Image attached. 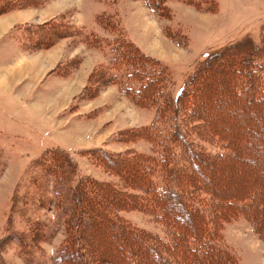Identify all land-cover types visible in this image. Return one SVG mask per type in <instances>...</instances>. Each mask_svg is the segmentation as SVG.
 Returning a JSON list of instances; mask_svg holds the SVG:
<instances>
[{"label": "trees", "instance_id": "1", "mask_svg": "<svg viewBox=\"0 0 264 264\" xmlns=\"http://www.w3.org/2000/svg\"><path fill=\"white\" fill-rule=\"evenodd\" d=\"M100 1L107 5L117 2ZM145 1L154 12H164L169 2ZM210 1L199 0L208 4L207 10L212 9ZM112 10L97 13L100 30L110 36L104 40L112 65L110 81L121 87L137 106L154 111L150 124L130 135V141L140 139L150 144V151H133L122 158L103 147L87 149L112 175L120 178L119 184L98 181L83 173L75 155L64 148L44 152L41 176L35 177L38 189L34 195L39 202L33 204L28 200L34 210L44 206L56 210L55 226L49 228L47 220L42 223L44 218L39 211L36 214L33 211L40 216L37 220L42 231L36 229V233L29 227L30 237L7 230L0 246L10 241L20 248L26 243L32 245L26 255L37 264L34 242L41 237L50 241L63 230L64 241L48 257L54 264H239L235 254L222 245L219 225L243 216L264 240V171L259 170L254 178L242 176L236 182L231 177V171L237 167L248 170L253 167L256 171V164L264 163V121L252 117V113L264 111V32L258 33L257 38L246 33L237 41L207 53L173 95L169 90L173 78L167 63L128 37L117 11ZM55 23L59 22L45 23L36 30H46ZM52 29L33 38L34 47L41 44L42 48H48L61 37L69 38L57 26ZM84 36L92 44L99 40L92 32ZM216 78L225 85L206 91L199 98L200 86ZM200 81L203 83L199 85ZM226 93L233 97L234 104L245 101L233 117L229 116L228 107L215 114H200L208 103L229 99ZM255 99L261 100L258 108L254 107ZM246 116L249 119L241 126L240 119ZM229 120L231 124L238 123L231 131L225 127ZM207 163L213 165L212 172L218 170L220 174L207 178L202 172ZM135 175L139 180L133 182ZM223 175L227 177L224 183ZM50 189L53 196L49 195ZM41 192L46 197L40 196ZM128 209L153 214L163 225V235L131 223L122 215ZM25 212L26 209L23 217ZM101 222L108 225L111 235L126 236L124 254L111 255L109 248L93 254L91 239L79 241L90 226H99ZM10 227L14 225L8 224L7 229Z\"/></svg>", "mask_w": 264, "mask_h": 264}, {"label": "rangeland", "instance_id": "2", "mask_svg": "<svg viewBox=\"0 0 264 264\" xmlns=\"http://www.w3.org/2000/svg\"><path fill=\"white\" fill-rule=\"evenodd\" d=\"M116 1L114 5H107L100 0H0V36L11 28L13 30L8 34V41H3V46H0V78L5 76L1 65H4L2 61L7 59L4 57L9 51L15 53L13 63L23 59L28 62L27 68L19 66L20 70L16 73L14 83L20 86L23 85V78L28 75H38L41 80L55 69L58 71L56 75L70 76L81 68L74 82L52 79L49 83L53 87L51 93L39 92L36 87L35 90L32 87L31 91L27 89V93L21 91L20 86L17 87L19 89L15 92L18 99L27 102L29 108L19 104L13 93H0V242L8 233L7 230L30 237V228L36 233V229L42 231L37 220L40 216L44 218L41 219L42 223L47 220L49 228L55 226L56 210L51 206L34 210L31 205L32 202H39L34 195L35 189H38L35 177L41 176L40 162H44L41 158L44 152L64 148L75 155L83 173L98 181L119 184L120 178L112 175L99 160L86 152L87 149L103 147L122 158L133 151H150V144L140 139L130 141V135L133 130L150 124L154 111L137 106L121 87L110 81L112 65L109 48L104 42L110 36L100 30L97 12L115 9L120 20L124 18L128 22L133 34L144 46L143 49L167 63L173 78L169 87L173 95L180 91L185 79L207 53L237 41L246 33L256 35L257 38L258 33L264 32V0H211V10L206 9V2L199 0H193L196 2L190 4L183 0H169L164 6V12H154L145 0ZM51 21L59 22L53 27L57 26L62 35L69 38L61 37L53 50L49 48L57 43L48 48H42L41 44L34 47L33 38L42 37L47 33L46 30H53V27L46 30L42 27L44 29L38 31L36 27ZM86 32L99 36L97 44L89 43L84 36ZM126 34L129 37V33ZM18 51L20 53L17 55ZM93 71L95 76L92 78ZM14 83L3 86V91L16 88ZM203 84L200 86L202 92L199 98L223 83L216 78ZM57 87L62 95H56ZM260 101L253 100L256 105L254 107L258 108ZM241 102L234 104L230 95L227 100L208 103L200 114H215L228 107L227 112L233 117L240 111V105L245 104V101ZM27 109L31 111L27 112ZM252 115L254 119L264 121V111ZM247 119L248 116L241 118L240 125L244 126ZM229 121L225 127L231 131V127L238 123L231 124ZM210 163L205 165L202 172L211 179L220 173L214 169L212 172L213 165ZM256 165V171L253 167L252 170H248V167L232 170V180L236 182L245 175L257 177L264 171V163L261 161ZM226 178L223 175L221 182L227 181ZM136 180H139L137 175L133 177V182ZM50 191L51 196L53 193ZM32 195L35 197L33 200ZM42 195L46 197L45 192H41ZM33 211L34 214L39 211L41 215L35 216ZM122 215L136 226L163 235V225L151 213L128 209ZM8 224L14 227L7 229ZM40 225L43 227L44 224ZM219 229L222 245L235 254L239 264H264V240L249 220L239 216L220 224ZM108 230L105 222L99 226H90L79 241L91 239L93 254H99L103 248H109L111 255L124 254L126 236L111 235ZM41 238L34 242L35 258H38L35 262L54 264L48 257L61 246L64 232L59 231L50 241ZM29 247L32 248V245L26 243L20 248L11 241L1 245L0 264H34L26 255L30 251ZM132 250L137 252L134 248Z\"/></svg>", "mask_w": 264, "mask_h": 264}, {"label": "crops", "instance_id": "3", "mask_svg": "<svg viewBox=\"0 0 264 264\" xmlns=\"http://www.w3.org/2000/svg\"><path fill=\"white\" fill-rule=\"evenodd\" d=\"M15 11L13 10L12 13H14ZM101 12V11H100ZM99 13V12H97ZM122 18V17H121ZM122 25L123 27L125 28V30L129 33L130 37L139 45L141 46L142 48H144V46L139 42V40L137 39V37L135 36V34H133V31L131 30V27L130 25L128 24V22L123 18L122 19ZM83 26V25H82ZM12 28L9 29L6 33H4L2 36H0V46H3V41H6L7 38L9 37L8 34L12 33ZM8 41V40H7ZM6 43V42H4ZM60 43V42H59ZM58 46V43L55 44L54 46H52L51 48H49V50H53L55 49L56 47ZM148 51V50H146ZM149 52V51H148ZM20 53V51H18L16 54L18 55ZM15 53L13 52H8V54L4 57V58H7L5 59V61H2V64L4 65H1V67H3L2 69V72L4 71V74L5 75L3 78H0V93L4 94V95H7V94H11L13 93L14 95H16V89H19L17 87H19L20 85H18L17 83H14V80H16V73H18V71L20 70L19 69V66L23 67L24 69L27 68V64L28 62H25L26 60H22V61H14V63L12 62V58H13V55ZM17 62V63H16ZM6 63V64H5ZM14 64V65H13ZM10 65V66H9ZM10 69V70H9ZM81 68H79V70H77L76 72H74L73 74H70V76H63V75H56L57 74V70L55 69L54 71H50L48 72V74L45 75V77H43L41 80L39 79L38 75H28V76H25L23 78V80L21 81V83H23V85H21L20 87V90L21 91H24V92H29L27 89H29L30 91L32 90V87H34L33 90H35L36 88L39 89V92L40 91H46V93H51L52 90H53V87L49 85V83L51 82L52 79H59V80H70V81H76V79L78 78V73L80 72ZM87 79V78H86ZM14 83V89H11V91L8 90V92H4L3 91V86H8L9 84L11 83ZM20 83V81H17ZM76 83V82H75ZM2 86V87H1ZM12 87V86H11ZM36 87V88H35ZM26 88V89H25ZM23 89V90H22ZM57 92H56V95L58 94L59 95H62V92L60 93L59 92V89L57 87V89H55ZM37 96V94H36ZM58 98V97H57ZM15 99L17 100V102L19 104H22L28 106L27 102L23 103L24 101H21L20 99H18V96L16 95L15 96ZM23 111V110H22ZM31 111L30 109H27V112ZM34 118V117H33Z\"/></svg>", "mask_w": 264, "mask_h": 264}]
</instances>
